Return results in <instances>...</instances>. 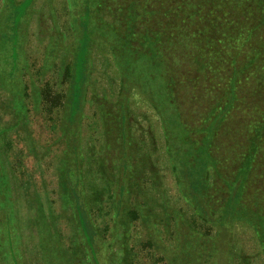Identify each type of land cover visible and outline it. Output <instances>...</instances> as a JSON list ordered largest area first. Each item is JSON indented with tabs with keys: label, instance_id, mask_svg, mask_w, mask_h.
Wrapping results in <instances>:
<instances>
[{
	"label": "rangeland",
	"instance_id": "obj_1",
	"mask_svg": "<svg viewBox=\"0 0 264 264\" xmlns=\"http://www.w3.org/2000/svg\"><path fill=\"white\" fill-rule=\"evenodd\" d=\"M0 264H264V0H0Z\"/></svg>",
	"mask_w": 264,
	"mask_h": 264
},
{
	"label": "trees",
	"instance_id": "obj_2",
	"mask_svg": "<svg viewBox=\"0 0 264 264\" xmlns=\"http://www.w3.org/2000/svg\"><path fill=\"white\" fill-rule=\"evenodd\" d=\"M252 151V149H249L248 151H247V153H246V160H251L252 162H253V160H254V152L252 153L251 152ZM87 238L88 239H90L91 237H90V234H87Z\"/></svg>",
	"mask_w": 264,
	"mask_h": 264
}]
</instances>
